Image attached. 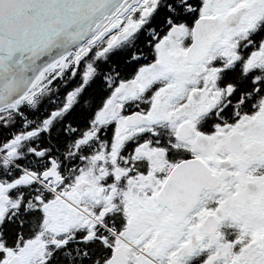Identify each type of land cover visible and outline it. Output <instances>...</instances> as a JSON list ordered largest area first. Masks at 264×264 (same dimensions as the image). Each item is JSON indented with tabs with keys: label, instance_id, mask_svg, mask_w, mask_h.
I'll return each mask as SVG.
<instances>
[{
	"label": "snow or ice",
	"instance_id": "snow-or-ice-1",
	"mask_svg": "<svg viewBox=\"0 0 264 264\" xmlns=\"http://www.w3.org/2000/svg\"><path fill=\"white\" fill-rule=\"evenodd\" d=\"M0 264H264V0H0Z\"/></svg>",
	"mask_w": 264,
	"mask_h": 264
}]
</instances>
